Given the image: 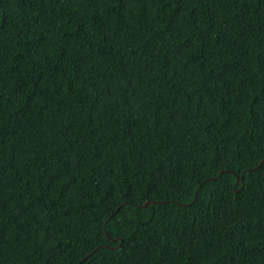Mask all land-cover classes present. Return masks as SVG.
<instances>
[{"label": "trees", "instance_id": "16d2710c", "mask_svg": "<svg viewBox=\"0 0 264 264\" xmlns=\"http://www.w3.org/2000/svg\"><path fill=\"white\" fill-rule=\"evenodd\" d=\"M0 264H264V0H0Z\"/></svg>", "mask_w": 264, "mask_h": 264}, {"label": "water", "instance_id": "95a60500", "mask_svg": "<svg viewBox=\"0 0 264 264\" xmlns=\"http://www.w3.org/2000/svg\"><path fill=\"white\" fill-rule=\"evenodd\" d=\"M261 164H262V162L259 163L258 167H259ZM240 180L242 181V177L240 178ZM238 182H239V180H238V178H236L234 186H236ZM242 186H243V185H242ZM197 191H198V189H197L196 192H195V196H196ZM193 200H195V197H194ZM146 204H147V203H145V204L142 205L141 207H144ZM105 247L107 248V246H105ZM98 249H99V248H96V249L94 250V252H95L96 250H98ZM88 256H89V255H87L86 258H87Z\"/></svg>", "mask_w": 264, "mask_h": 264}]
</instances>
